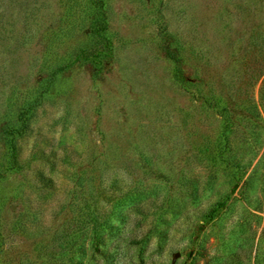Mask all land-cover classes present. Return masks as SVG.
I'll list each match as a JSON object with an SVG mask.
<instances>
[{
	"label": "rangeland",
	"instance_id": "obj_1",
	"mask_svg": "<svg viewBox=\"0 0 264 264\" xmlns=\"http://www.w3.org/2000/svg\"><path fill=\"white\" fill-rule=\"evenodd\" d=\"M60 13L0 0V127ZM105 17L101 73L61 78L12 152L0 131V264H264V0H105Z\"/></svg>",
	"mask_w": 264,
	"mask_h": 264
},
{
	"label": "trees",
	"instance_id": "obj_2",
	"mask_svg": "<svg viewBox=\"0 0 264 264\" xmlns=\"http://www.w3.org/2000/svg\"><path fill=\"white\" fill-rule=\"evenodd\" d=\"M58 5L61 13L54 27L46 30L37 80L34 86L14 95V99L22 100L17 117L14 123H4L0 127V131L9 137L5 143L10 152L13 150V140L24 128L23 121L30 117L34 108L52 95L58 97L55 89L61 78L68 76L69 72L78 66L86 67L89 76L95 78L104 69L111 54L105 0H58ZM160 50L171 60L175 69L180 68L183 60L190 58V55L172 40L164 42ZM203 83L206 82L200 78L192 80V85L198 93H202L213 111L225 117L231 115L234 106L229 100L230 91L220 90L216 94L211 88L204 89ZM253 112L257 114L255 109ZM17 121L19 126L14 125Z\"/></svg>",
	"mask_w": 264,
	"mask_h": 264
}]
</instances>
